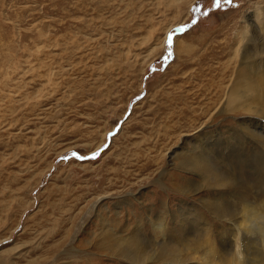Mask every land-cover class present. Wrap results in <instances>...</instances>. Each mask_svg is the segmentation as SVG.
Returning <instances> with one entry per match:
<instances>
[{
    "label": "rangeland",
    "instance_id": "1",
    "mask_svg": "<svg viewBox=\"0 0 264 264\" xmlns=\"http://www.w3.org/2000/svg\"><path fill=\"white\" fill-rule=\"evenodd\" d=\"M214 2L0 0V264H132L97 249L103 230L129 221L132 232L142 222L150 234L148 214L166 210L170 220L171 211L197 207L215 236L231 229L173 176L180 146L194 143L198 118L207 119L198 113L213 107L209 77L230 56L221 49L264 14V0L191 11ZM178 38L208 51L204 68L215 72L182 71ZM229 151L250 173L253 161Z\"/></svg>",
    "mask_w": 264,
    "mask_h": 264
},
{
    "label": "bare ground",
    "instance_id": "2",
    "mask_svg": "<svg viewBox=\"0 0 264 264\" xmlns=\"http://www.w3.org/2000/svg\"><path fill=\"white\" fill-rule=\"evenodd\" d=\"M258 15L256 20H246L241 32L221 49L223 53L229 49L230 56L228 64L217 74L211 75L214 71L211 66L204 68L208 51L195 53L193 44L175 39V54L182 71L192 68L193 64L200 66V76L211 75L209 94L215 93L210 97L212 109L201 108L198 113V117L207 113V119L198 118L201 129L194 143L187 144L188 138L180 146L181 152L176 154L174 164L180 174L173 176L185 179L179 187L184 196L204 199L202 206L222 225L224 221L230 222L231 229L225 227L215 236L212 224L204 220V214L197 207L171 211L170 220L166 210L167 213L155 218L148 214L150 234L141 231L145 225L142 222L132 232L127 231L129 221L126 227L121 226L122 221L108 225L103 230L105 240L96 245L97 249L109 250L113 257L132 264L264 262V14ZM166 39L160 41L156 51L165 47ZM211 55L217 58L215 52ZM241 115L244 119L234 126L224 123L227 116L238 120ZM217 117L222 118L217 121ZM233 148L242 162L253 161L250 173H242L238 162L233 164L232 157L225 156L226 150ZM128 213L137 216L135 210L131 213L128 209ZM121 214L116 209L115 215Z\"/></svg>",
    "mask_w": 264,
    "mask_h": 264
},
{
    "label": "snow or ice",
    "instance_id": "3",
    "mask_svg": "<svg viewBox=\"0 0 264 264\" xmlns=\"http://www.w3.org/2000/svg\"><path fill=\"white\" fill-rule=\"evenodd\" d=\"M226 2L228 4H232L233 0H226ZM221 3H222V0H215L213 7L208 9V11H205V12H202L201 8L199 6L194 7L193 9H191V11L193 13H200L201 16H208L212 12L213 9H219L221 7ZM188 27H189V25H185L184 28L180 29V31H183L184 29H186ZM169 40H171V37H169ZM96 155H98V153H93V158H95ZM80 158L85 159L87 157H80Z\"/></svg>",
    "mask_w": 264,
    "mask_h": 264
}]
</instances>
